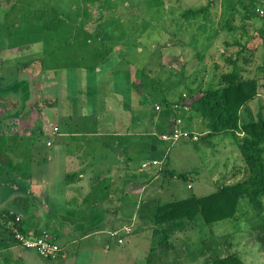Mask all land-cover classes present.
<instances>
[{
	"label": "rangeland",
	"instance_id": "374dc122",
	"mask_svg": "<svg viewBox=\"0 0 264 264\" xmlns=\"http://www.w3.org/2000/svg\"><path fill=\"white\" fill-rule=\"evenodd\" d=\"M208 4L207 18L182 15ZM252 5L264 11V0H0V216L6 209L30 231L55 229L66 245L65 257H42L13 243L0 218V264H213L227 253L264 264V234L246 201L235 218L213 226L201 216L169 230L150 224L160 204L248 175L230 135L172 143L154 128L169 130L176 121L158 100L198 91L231 67L228 56L240 59L244 77L259 80L252 111L264 107V12L249 13ZM127 133L134 150L146 151L131 172L112 147V136L122 141ZM104 138L110 143L100 144ZM88 140L91 150L80 160L73 152ZM154 160L159 166L142 167ZM155 169L163 173L150 176ZM75 170L83 179L69 186L66 175ZM75 206L88 211L76 217ZM123 226L131 232L122 231L119 244L112 233ZM146 230L155 231L153 240ZM162 242L164 251H153Z\"/></svg>",
	"mask_w": 264,
	"mask_h": 264
},
{
	"label": "trees",
	"instance_id": "16d2710c",
	"mask_svg": "<svg viewBox=\"0 0 264 264\" xmlns=\"http://www.w3.org/2000/svg\"><path fill=\"white\" fill-rule=\"evenodd\" d=\"M160 1L161 0H157V3H160ZM240 1L243 5L247 4V0ZM250 2L255 3V0H250ZM210 6L211 5L208 4L200 8L185 9L182 12V15L185 17V20H190V18H195L199 15L207 18L209 16L208 14L210 12ZM256 6L252 5L249 7V13H253L256 10L258 13H260V8H256ZM230 14L227 13V15ZM225 25H228V20L226 21ZM183 42V44H187L186 41ZM193 43L194 45H198L197 41L195 40ZM206 47L207 45L204 44L203 48L197 51V58L204 59L206 53L208 52ZM205 48L206 50H204ZM239 60L240 59L237 57L234 58L233 56L226 57V61L231 64V67L226 65L227 70L225 72L220 74L212 73L211 77L205 81L204 85L199 87L198 91L194 93L192 92L185 97L182 96L181 101L179 99L178 101H174V99H171L167 95L163 96V99L161 98V100H158L164 105V107H166V109L169 108V113H171L172 118L176 119V127L186 129L190 131L191 134H193L197 131L193 130L192 126L193 124H197L199 128L198 130H201L200 133L198 132L200 134V138L198 140L204 138L220 139L224 135H230L237 144V148L240 151L242 158L246 162L248 171L246 179L224 183L218 186L214 192L204 196H191L185 199L160 204L153 219L157 225L163 226H161L163 230H169L170 226L173 224H181L185 219L195 223L194 221L198 216H201L207 224L213 226L219 222L235 218L239 213L242 202L246 201V203L251 204L253 209L256 211L257 217L259 219L258 228L261 234H264V107L261 106L262 108H260L256 113L252 111L250 104L260 94V83L258 78H249L243 76ZM245 61L247 62L248 59L246 58ZM94 63H91L93 68L96 66V64L93 65ZM215 65L219 66L217 63H215ZM140 72L141 71H138V69L135 71L137 76L140 75ZM156 95L157 94H155V96ZM153 109L156 110V107L154 106ZM163 113H161L160 116L162 120L167 118L166 114L162 115ZM186 113L187 115L185 116ZM187 116L192 121L190 127H185L183 125V120L188 118ZM178 119H181V121L177 123ZM157 127H161L164 133L168 131L166 130V126L160 125ZM156 128H154L155 135L162 138V134H159V131ZM127 130H129V128ZM140 140L144 141L145 138ZM161 140L162 139H160L159 142ZM101 143L102 141L100 144ZM87 144L88 143L83 145L79 144L76 147L85 151L84 154L86 155V153L91 150ZM157 146L158 145H155V148H157ZM143 148L145 155V147ZM96 149L97 148H94V151ZM2 151L3 149H0L1 166L6 163V160L2 158ZM137 155L138 151L136 150L130 152L128 156L129 160L124 165L128 172L134 170V164L132 162L134 161V158L137 157ZM140 155H142L141 152ZM148 164L144 163L143 161L142 167L149 170L150 166L152 165L159 166L158 163L154 164L153 161L149 165ZM157 171L158 169H155L154 171L150 170V172H152L150 176H155ZM81 174L82 173L80 172H71L67 174V183L70 184L74 182L75 179V181L81 179L83 177ZM152 179V177H149L148 183H150ZM71 209L75 212L76 217H81L84 212L88 211L83 206H75V209ZM3 212L4 213L0 216V218L5 220L4 223L6 225L8 224V238L11 239L13 243L27 248L24 245L18 243L15 239L16 229L28 237H35L41 235L43 231H46L50 234L52 240L59 246L57 255L45 256L42 255L38 250H34H36L42 257L49 259H59L60 257L65 256L62 255L66 252V245H63V242H60V236L62 234L59 231L55 229H40L30 231L24 225V221L18 213H13L12 211L6 209L3 210ZM18 216H20L19 220H17ZM57 217L62 219V221L70 222L69 215L58 214ZM9 223L12 224L9 225ZM123 227H120L117 230L118 233L116 235H112L117 237L119 244L125 243V238L120 236L121 232H131V230L127 231ZM120 238H122L124 241L119 242ZM262 239L263 237L261 236V240ZM213 264H243V260L236 253H227L220 258L214 259Z\"/></svg>",
	"mask_w": 264,
	"mask_h": 264
},
{
	"label": "built area",
	"instance_id": "2783aa9c",
	"mask_svg": "<svg viewBox=\"0 0 264 264\" xmlns=\"http://www.w3.org/2000/svg\"><path fill=\"white\" fill-rule=\"evenodd\" d=\"M261 14L264 12L260 9ZM160 106L157 105V108ZM181 119H178L177 123L180 122ZM55 130H58L56 127ZM162 139L165 141H172V143H175L179 140H198L200 138L199 133H193L191 134L190 131L182 128L176 127V122L174 124V127L172 129H169L167 132H163L161 135ZM51 144V142H48ZM154 164H159L158 160L153 161ZM162 163V161H161ZM145 165V164H144ZM20 219V216L17 217V220ZM124 229L127 231H130L129 227L125 226ZM112 233V232H111ZM118 231L115 233H112V235H116ZM15 239L18 243L24 245L27 248L36 249L38 250L42 255L48 256L53 255L56 256L59 251V246L57 243H55L52 238L50 237V234L46 231H43L41 235L35 236V237H28L22 232H20L18 229L15 230ZM124 240L122 238L119 239V242H123Z\"/></svg>",
	"mask_w": 264,
	"mask_h": 264
},
{
	"label": "crops",
	"instance_id": "0c3cea01",
	"mask_svg": "<svg viewBox=\"0 0 264 264\" xmlns=\"http://www.w3.org/2000/svg\"><path fill=\"white\" fill-rule=\"evenodd\" d=\"M79 57H80V55H79ZM76 69H79V68H76ZM13 110V109H12ZM188 117V116H187ZM189 118V117H188ZM188 118H185L186 119V122H184L183 123V125L185 126V127H190L191 126V120H190V118L188 119ZM127 127H129V126H127ZM124 135H126L125 137L123 136L122 137V141L121 140H118V139H114L113 138V136H112V147H115L116 148V151H114L115 152V154L117 155V156H119L120 158H121V160L122 159H125L126 160V162H128V160H129V154H130V152H133V150L135 149V148H133V145H134V143H135V141H134V137L131 139L130 137H129V135L130 134H124ZM76 138V137H75ZM77 139V138H76ZM139 140V139H138ZM101 141H102V144H109L110 143V141H108L107 139H101ZM68 142V141H67ZM66 142V143H67ZM78 142H84V141H81V139L78 141ZM144 142V141H143ZM69 143V142H68ZM87 143H89V140H88V142ZM122 144V145H124V146H122V148H123V150L122 149H119V147H118V145L117 144ZM139 143V142H138ZM84 144H86V143H84ZM137 147H138V149H137V151H138V155H140V152L142 153V155H144V148L142 147V148H140V146H139V144L137 145ZM75 149H76V151L75 152H73V155L75 156L76 155V157L77 158H79L80 160L81 159H83V158H81V154H84L85 153V151H83L82 149H79L78 147H75ZM74 149V150H75ZM132 150V151H131ZM142 155H140V156H142ZM90 156V158L92 159L93 157L91 156V155H89ZM123 158H122V157ZM125 165V164H124ZM71 172H73V173H77V172H80L81 173V171H71ZM71 172H68L67 174H69V173H71ZM105 172H103V174H104ZM159 173H163L162 171L160 172V171H157L156 172V175L155 176H160V174ZM94 174V172L92 173V175ZM81 176H83V174H81ZM81 181H82V178L81 179H78L77 181H76V184L77 185H80L81 184ZM97 181V180H96ZM93 182V181H92ZM97 183V182H96ZM95 183V184H96ZM141 184L142 183H139L138 184V186L137 185H135L133 182H130L129 184H128V186H131V187H135V188H138L137 190H141V189H143L144 187H145V185H143L142 187H141ZM148 184H150V183H148ZM67 185H69V186H71L70 184H67ZM92 185V184H91ZM77 187L78 186H72V189H77ZM68 190V189H67ZM142 191V190H141ZM47 196H48V194H47ZM152 220V219H151ZM153 222H154V220H152V222L150 223V224H153ZM149 224V225H150ZM112 226H114V225H112ZM111 226V227H112ZM97 231V230H96ZM95 231V232H96ZM143 231V230H142ZM145 232H147V236H148V238L150 239V240H153V238H155V231L153 232V233H151V234H149V232L146 230ZM163 247V251H164V242H162L161 244H159V245H155L154 246V248H153V251H156L158 248H162ZM150 248H151V246H150ZM65 257V256H64Z\"/></svg>",
	"mask_w": 264,
	"mask_h": 264
},
{
	"label": "water",
	"instance_id": "95a60500",
	"mask_svg": "<svg viewBox=\"0 0 264 264\" xmlns=\"http://www.w3.org/2000/svg\"><path fill=\"white\" fill-rule=\"evenodd\" d=\"M157 130L159 131V134H162L163 133V130L161 127H157Z\"/></svg>",
	"mask_w": 264,
	"mask_h": 264
}]
</instances>
